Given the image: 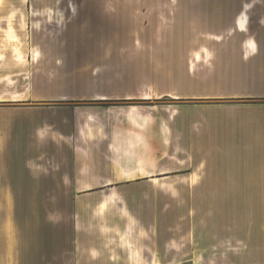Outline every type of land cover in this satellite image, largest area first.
<instances>
[{
	"label": "crops",
	"instance_id": "crops-1",
	"mask_svg": "<svg viewBox=\"0 0 264 264\" xmlns=\"http://www.w3.org/2000/svg\"><path fill=\"white\" fill-rule=\"evenodd\" d=\"M211 7L224 18L203 86L213 105L211 154L234 163L212 158L208 181L155 167L154 124L142 115L134 120L146 128L99 135L102 147L129 149L133 177L83 182L88 192L75 195V132L51 103L52 83L36 72L27 77L15 52L0 59V264H264V0H212ZM56 8L0 0V26ZM78 137L90 135L83 129ZM186 202L209 203L208 226L196 209L185 215Z\"/></svg>",
	"mask_w": 264,
	"mask_h": 264
},
{
	"label": "rangeland",
	"instance_id": "rangeland-1",
	"mask_svg": "<svg viewBox=\"0 0 264 264\" xmlns=\"http://www.w3.org/2000/svg\"><path fill=\"white\" fill-rule=\"evenodd\" d=\"M30 1L57 3V8L38 9L42 16L27 18L26 24L0 26V59L11 58L20 45L27 77L36 72L52 83L57 99L51 103L60 121L72 120L75 132V195L88 192L82 191L83 182L133 177L134 170L127 169L129 149L102 147L99 135L146 128L147 122L134 120L142 115L154 124L150 158L155 167L168 166V175L208 181L212 158L220 166L234 163L227 154H211L213 105L203 86L211 41L223 34L218 28L224 21L213 11L212 0ZM11 27L19 42L8 36ZM83 129L90 135L84 140L78 137ZM184 204L186 216L196 209L208 226V202ZM208 236L206 229L201 243L207 247Z\"/></svg>",
	"mask_w": 264,
	"mask_h": 264
},
{
	"label": "bare ground",
	"instance_id": "bare-ground-1",
	"mask_svg": "<svg viewBox=\"0 0 264 264\" xmlns=\"http://www.w3.org/2000/svg\"><path fill=\"white\" fill-rule=\"evenodd\" d=\"M248 7H249V6H248ZM71 8L73 9V8H74V5H72ZM246 21H247V20H246ZM242 23L244 24L245 21H243ZM24 26H25V25H23V27H24ZM8 36H10V37L13 39V41H15V42H19V41H20V40H19V36H18V34H16V32H15V30H14L13 27L10 28V31H9V33H8ZM14 51L18 54V59H19V60H22V59H23V56H22V50L20 49V45H18V46L14 49ZM35 53H36L35 56L38 57L39 52L36 51Z\"/></svg>",
	"mask_w": 264,
	"mask_h": 264
}]
</instances>
